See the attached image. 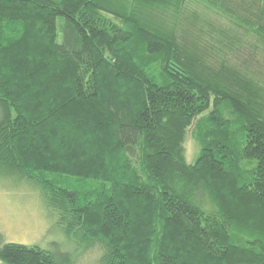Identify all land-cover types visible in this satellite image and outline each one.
<instances>
[{"label": "trees", "instance_id": "trees-1", "mask_svg": "<svg viewBox=\"0 0 264 264\" xmlns=\"http://www.w3.org/2000/svg\"><path fill=\"white\" fill-rule=\"evenodd\" d=\"M238 40L261 57L264 0H0V178L72 246L0 233V262L264 264V84L226 64Z\"/></svg>", "mask_w": 264, "mask_h": 264}, {"label": "rangeland", "instance_id": "rangeland-1", "mask_svg": "<svg viewBox=\"0 0 264 264\" xmlns=\"http://www.w3.org/2000/svg\"><path fill=\"white\" fill-rule=\"evenodd\" d=\"M205 24L207 28H211L210 23ZM192 25L195 26L194 23ZM229 37L230 34L228 39ZM240 41L238 40L237 44L228 42L231 48L224 49L227 55L225 59L228 61L226 64L233 65L240 70L250 67L249 71L252 73L259 71L262 79L260 81L264 84V52L261 57H256L257 53L251 54V50L246 49ZM214 55L217 57L216 53ZM199 147V142L194 137L191 128L187 131L183 141V154L187 163L195 160ZM129 156L135 160L134 152H129ZM51 214L44 206L40 193L31 181L11 176L0 178V233L6 242L38 245L42 248L57 242L65 248L66 246L72 247L69 244L70 240L59 229L56 216ZM82 256L79 254L78 259L85 258Z\"/></svg>", "mask_w": 264, "mask_h": 264}, {"label": "water", "instance_id": "water-1", "mask_svg": "<svg viewBox=\"0 0 264 264\" xmlns=\"http://www.w3.org/2000/svg\"><path fill=\"white\" fill-rule=\"evenodd\" d=\"M0 264H5V263L0 262Z\"/></svg>", "mask_w": 264, "mask_h": 264}]
</instances>
